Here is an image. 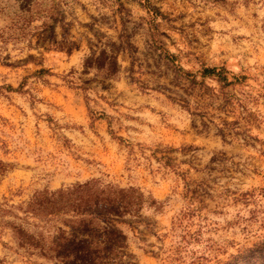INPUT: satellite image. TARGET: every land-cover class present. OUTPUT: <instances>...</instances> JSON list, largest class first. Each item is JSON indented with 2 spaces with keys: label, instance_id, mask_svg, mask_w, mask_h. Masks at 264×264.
Masks as SVG:
<instances>
[{
  "label": "rangeland",
  "instance_id": "1",
  "mask_svg": "<svg viewBox=\"0 0 264 264\" xmlns=\"http://www.w3.org/2000/svg\"><path fill=\"white\" fill-rule=\"evenodd\" d=\"M186 1L193 0H0V203L18 206L37 191L91 180L133 188L137 210L112 222L127 236L124 255L105 264H264V113L254 91L244 101L236 91L229 114L206 102L200 118L194 110L186 119L170 112L169 120L141 111V126L130 119L137 107L125 105L123 119L112 124L123 139L117 170L83 168L64 126L41 112L42 86L94 99L86 74L130 71L131 54L145 40L121 38L118 22L144 18L142 8L153 6L156 19L163 18L159 26L167 24L151 41L156 47L199 42L204 57L238 48L262 59L264 0H196L199 20L188 24ZM195 29L203 30L202 41L184 33ZM142 31L138 24L132 35ZM42 129L53 146L42 144ZM36 222L23 221L31 231ZM0 264L62 263L27 255L0 226Z\"/></svg>",
  "mask_w": 264,
  "mask_h": 264
},
{
  "label": "crops",
  "instance_id": "2",
  "mask_svg": "<svg viewBox=\"0 0 264 264\" xmlns=\"http://www.w3.org/2000/svg\"><path fill=\"white\" fill-rule=\"evenodd\" d=\"M194 3L202 4L196 0L185 3V24L199 20L194 12ZM131 4L140 6L139 1ZM144 9L145 11L142 8L144 18H135V21L126 23L122 17V21L118 22L121 38L145 40L144 45L136 47L131 54L129 72L120 69L114 77L98 76L95 71L86 74L94 99L86 98L80 90L64 97L59 94V89L53 90L52 85L50 88L42 86L40 91V97L44 100L41 104L43 116L64 126L65 134L72 142L73 152L80 155L74 161L81 163L86 170L91 171L96 165L103 169L117 170L116 165L122 162L123 156L119 154L118 143L123 139L120 135H114L112 124L113 121L123 119L121 112L125 105L137 107L132 112H138L139 115L130 119H134L141 126V121H144L141 111L150 112L154 118L169 120L174 118L170 112L186 119V114L194 110L195 117L200 118L197 114H202V107L206 102L212 105L222 104L225 109H221L219 114H229V105L234 112V105L239 101L236 100L235 92L241 90L243 101L250 96L248 93L254 91L257 95L253 96L260 99L264 113V56L258 60L244 55L238 48H231L204 57L199 49V42L194 43V48L161 49L151 41L164 34L167 24L159 26L163 18L156 19L153 6L152 12L149 7ZM214 20L218 23L217 16ZM138 24L143 31L133 36ZM208 24L212 25L213 20ZM54 26L57 32L59 22ZM128 32L131 35L123 37V33ZM184 33L188 35V39H204L203 30L195 29ZM172 34L176 32H171ZM214 68L221 71L220 76L203 75L204 70ZM224 83L231 85L224 88ZM206 91H211V94H205ZM154 104L160 105L161 109L153 107ZM211 111L215 112L213 109ZM40 132L42 144L53 146L55 142L52 134L43 129ZM135 133L141 136V130Z\"/></svg>",
  "mask_w": 264,
  "mask_h": 264
},
{
  "label": "trees",
  "instance_id": "3",
  "mask_svg": "<svg viewBox=\"0 0 264 264\" xmlns=\"http://www.w3.org/2000/svg\"><path fill=\"white\" fill-rule=\"evenodd\" d=\"M220 73L214 68L204 70L203 75ZM135 192L99 180L57 191L44 189L18 206L0 203V226L12 231L17 248L29 256L62 264H105L124 255L127 236L112 222L133 216L139 204ZM26 219L37 221L36 230L24 227Z\"/></svg>",
  "mask_w": 264,
  "mask_h": 264
}]
</instances>
